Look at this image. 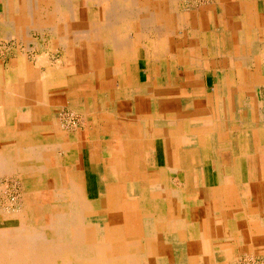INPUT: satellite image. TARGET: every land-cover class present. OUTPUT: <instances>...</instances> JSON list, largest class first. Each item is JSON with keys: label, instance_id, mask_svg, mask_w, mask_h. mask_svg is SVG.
<instances>
[{"label": "bare ground", "instance_id": "6f19581e", "mask_svg": "<svg viewBox=\"0 0 264 264\" xmlns=\"http://www.w3.org/2000/svg\"><path fill=\"white\" fill-rule=\"evenodd\" d=\"M92 1L106 6L89 27L84 2ZM2 2L17 14L0 11V41L16 46L7 67L0 58V178L20 177L27 218L17 217L33 225L0 214V264H168L165 232L188 241L187 253L202 255L205 246L226 252L231 240L263 235L264 173L249 164L264 151V93L254 91L264 88V17L258 19L262 65L252 67V0L211 6L216 16L233 15L224 22L241 32L233 39L241 52L223 64L211 19L181 17L176 0ZM132 19L140 21L136 38L127 34ZM34 32L52 49L61 47V57L52 61ZM145 35L149 45L141 44ZM141 46L149 60L165 57L169 70L183 66L178 75L185 80L176 83L170 72L162 84L150 77L145 87L134 85L125 62L141 56ZM106 53L115 59L111 66ZM207 64L223 77L214 86L215 104L202 109L195 99L203 95L198 80ZM74 80L81 82L76 89ZM51 81L65 82L75 97L76 112L87 120L82 131L71 133L63 114L54 118ZM142 95L155 111L136 109ZM94 156L98 169L84 171ZM205 165L216 172L210 184L200 176Z\"/></svg>", "mask_w": 264, "mask_h": 264}, {"label": "rangeland", "instance_id": "374dc122", "mask_svg": "<svg viewBox=\"0 0 264 264\" xmlns=\"http://www.w3.org/2000/svg\"><path fill=\"white\" fill-rule=\"evenodd\" d=\"M6 1H9V0H6ZM263 1L264 0H252V3H251V7L253 10L251 12L252 13L251 16L253 18H250V20H252V24L253 23L254 24L251 25V27L249 28L250 29V31H249L250 37L249 38L251 40V46H252L251 50L249 49V51H250L249 62H250V60H251V62H253L252 67H254V65H258V64H259L258 66H260V64L262 65L261 56L258 55L257 52H258V48H259L258 47L259 46V43H258L259 42V35L262 33L261 26L258 24V19H260L261 17H264V2ZM177 2H178V10L180 12L179 15L181 17H198L197 12H199V11L201 12L202 10L205 12L208 9V7H211L216 2V0H177ZM85 4L86 3L84 2V6L89 9L87 13L88 14L91 13L94 15V17H91V18L90 17H84V20H83L84 23L83 24H87L90 27L92 24H94L100 20H98L99 17L95 16L96 15L95 3L92 1L89 3L87 2L86 5ZM3 6L4 5H3V2L1 0L0 11L3 15H5L6 17H16L17 12L14 13L13 11H11L7 7V5L5 6V9L3 8ZM185 12H187V13H185ZM205 14H207V13L205 12ZM224 17H226V18L227 17H233V15H229V14L224 15V16L223 15H217V19L213 18V17H207V19L210 18L211 19L210 21H212L210 23L209 27H208V25H207V27L210 28L211 34H213L217 38V41H218L217 46H218V50L221 53L220 60H221L222 64L225 63L228 59H231V57L234 56L235 54L239 55V52H241L240 51L241 46L235 44V41L233 40L234 37H238L241 33L238 30L239 29L237 27L238 24L233 23V25H232V22L230 21L231 24L228 26V24H226L224 22L225 21ZM78 22H79V19H78ZM78 22L76 24H74L75 28L79 27L78 24H80V23H78ZM215 22H217V23L215 24ZM127 25H128L127 34H129L132 38H136L135 36H137V35L135 34V32L141 31L139 21L129 20L127 22ZM242 25H244V24H242ZM226 34L229 36H227ZM0 36H1V25H0ZM34 36L37 38L38 41H41L42 48L44 50L51 51L50 54H51L52 61L57 60L61 57L62 51H63V49L61 47L56 46L52 49V45H49L48 39L47 40L44 39L43 36L39 32L38 33L34 32ZM164 37L167 39V35L165 33L161 35V39H162V40L160 39L161 42H164L163 41ZM94 40L97 41V39H94ZM11 41L12 40H10L8 42H4V40L0 41V47L2 48V49L0 48V58H3L4 65L6 67L9 65V63L12 60L11 53L14 54V56H15L14 52L16 51L15 50L16 46L13 45ZM142 42L149 45L151 43V38L148 35H145L143 37ZM166 45L167 44L164 43V45L159 46V47L163 49V48H165ZM12 46H14V47L12 48ZM100 49L103 50L104 52H106L107 47L105 44L102 43ZM34 52L35 51L31 52L30 55L34 54ZM30 57H32V56H30ZM104 57L106 59V65L111 66L112 62H111L110 57L107 55V53L104 54ZM161 61L163 64L162 65L163 68H166L167 67V65H166L167 59H165V57H163ZM136 62H137V60H136ZM133 64L134 63L128 65L127 69L129 71V75H130V73L132 74V76L130 75L131 76L130 78H132L131 79L132 82H135V81L138 82V81H140L141 78L144 79L145 75L142 76V73H140L139 70L137 68H135V67H137V65L135 66ZM81 65H82L81 62H79L77 60V57H76L75 58V67H76L75 70L79 71V72L83 71L84 68ZM208 65L209 64H207V66ZM205 71H206V73H205ZM205 71H204V77L203 78H204V81L206 80L204 83H207V85L203 86L204 84L202 83V86H200L202 88V90L200 88V91L203 92V91H205V89H207L205 93L209 98L208 99L203 98V99L197 100V102H196V105L201 106L202 109L209 107L210 104L211 105L215 104L214 86H215V83L218 82L221 77H223V72L220 68L217 69V71L213 70L212 68L211 69L206 68ZM14 76H15V74H14ZM159 78L161 80L162 77H159ZM203 78L201 80L202 82H203ZM58 81L57 82L51 81V83H50L49 100L51 103V108H52L53 114L55 116L54 118L61 119V115L63 114L62 115L63 118L61 120L65 124V127L67 129L71 130V133H73V132L78 133L79 131H82V129L86 128L87 120L85 119V117L81 113L76 112V107H77V110H79V108H80V107H78L79 104H78V102L73 101L75 99V97L70 96L68 94V92L64 89L65 82H63V81L58 82ZM254 83H258V82H254ZM77 84H81V82L79 80L78 81L74 80V81H72V84L70 86L74 87L76 89V87H78V86H76ZM112 84H114V83H112ZM262 90H263V92H262ZM254 91H255V94L257 93L256 95L261 96V93H264V88H261L260 85H257V88ZM205 99H206V101H205ZM148 101L151 102L150 99L148 100V99H146L145 96H142L141 100L137 101L138 105H142V106H138L137 110L141 111V110L145 109L146 112L147 111H155L157 106L154 105V102L149 105ZM70 102L72 104H70ZM139 108H141V110ZM156 112H158V110ZM82 121H83V124H82ZM62 130H65V129H62ZM140 153H141V155H144L143 152H140ZM57 154H58L59 158L61 155L65 158L64 154H62V151L58 152ZM91 160L93 162V165L84 166V171L89 170V168H91V167H93L95 171H96V169H98L97 165H96L95 156ZM101 167L102 166H100L99 168H101ZM249 167L252 169V171L254 168L255 170L258 171V173H260V174H261V172L264 173V151L260 153L257 161L251 162L249 164ZM210 169H212V170H210ZM213 169H214V167L212 165H205L201 169L202 173H200V176H201V178L204 177L207 184L212 183L214 180L213 176H214V174H216V172ZM16 174L17 173H12L10 176L5 175V176L0 178V186H1L0 187V193H1L0 194V208L3 209V210H0V214L3 215V213L6 212V213H8L9 216L6 213H4V214L7 215L8 221L10 220L14 223V220H15V222H17L19 220L22 223V221H24V218L17 217V216H18V214L22 213L23 215H25V218H27V215H26L27 214V206H25V200H24L25 194L23 192L25 185L24 184H23L24 186L22 185V180ZM94 182L99 187V185H100L99 179L95 178ZM30 215H31V213L28 214V216H30ZM261 215H262L261 222H262V225H264V214H261ZM22 224L23 225L28 224L30 227L33 225V223H31V222L27 223L26 220ZM251 227L253 228V224L249 223V229ZM261 230H262L261 233H263L262 236H257V234H255V235L253 234L247 240H242L241 242H238V244L233 243L234 240H231L228 247H227L228 250L226 252H223L221 249H218V248H213L211 246H205L204 249L206 251V254H204V255H202V254H190L191 252L187 253V251H186L187 246L186 245H187L188 241H185V240L182 241V239L178 240V238H174V236L171 233L165 232L163 234L162 240L166 241V244L165 243L164 244L166 245V257L168 258V264H234L235 261H236L235 264L236 263L237 264H264V226H262ZM252 231H253V229H252ZM254 232H256V231H254ZM228 242H229V239H228ZM188 249H190V248H188ZM180 251H182V252L185 251L188 255L181 254Z\"/></svg>", "mask_w": 264, "mask_h": 264}, {"label": "crops", "instance_id": "0c3cea01", "mask_svg": "<svg viewBox=\"0 0 264 264\" xmlns=\"http://www.w3.org/2000/svg\"><path fill=\"white\" fill-rule=\"evenodd\" d=\"M127 2V1H126ZM106 2H104V4L102 5L103 7H101L100 5H97L96 4V17H100V11H102L103 9H104V6H106V4H105ZM174 5H176V8H177V10H178V2H177V0H176V3L174 4ZM127 6V8L130 6V4H125V5H123V7H126ZM121 7V6H120ZM126 8V9H127ZM167 8V7H166ZM210 10H211V7H208V9L205 11L207 14H205V12L202 10L201 12L199 11V12H197V16L198 17H217L216 16V13H214L213 11L212 12H210ZM98 12V13H97ZM104 13H105V10H104ZM178 13L180 14V12H179V10H178ZM103 15V14H102ZM207 15V16H206ZM104 16L105 17H107V14L105 13L104 14ZM87 17H94V15L93 14H88L87 15ZM133 20H137V19H132L131 21H133ZM138 21V20H137ZM139 23H140V21H139ZM133 29V28H132ZM136 32H138V31H136ZM135 32V33H136ZM130 36V35H129ZM131 37V36H130ZM141 44H144V45H146L145 43H143V42H141ZM107 47V46H106ZM107 48H109V47H107ZM145 50V48L143 47V46H141V50H140V52H141V56H138V58L137 59H135L134 61H131V62H125V67L127 68V66L128 65H130V64H132V63H134L133 65H137V67H135V68H137L138 70H139V72L140 73H142V76H144L145 75V77H144V79H140V82L138 81V82H136V83H138L137 85H139V87L140 86H142V87H145L146 86V84L150 81L149 80V78L151 77V78H154L155 80H156V82H158V83H163V81H165V80H169V76H170V72H172L171 73V75H173V77L175 78L174 80H175V82L176 83H179V82H182V81H184L185 80V77H183L184 75L183 74H181V75H178V72L179 71H185V69H184V67L183 66H181V67H179L178 66V64L176 65V66H172L170 69L171 70H169V68H168V64H167V62H166V65H167V67L166 68H163V64H162V61L160 62V61H152V60H149L147 57H146V51H144ZM143 52H144V54H143ZM114 59V58H113ZM113 59H111V62L113 63ZM136 60H138V62H136ZM114 61H115V59H114ZM136 62V63H135ZM139 63V64H138ZM114 64V63H113ZM155 66V67H154ZM130 67V66H129ZM158 67H160V69L158 68ZM206 68H212V67H210V66H208V67H206V66H202V69L200 70V72H202V74L200 75V79L198 80V83H199V85L200 86H202V83L204 84L203 86H206L207 85V83H204L205 81H204V71H205V69ZM165 69V70H164ZM213 69V68H212ZM160 70V71H159ZM163 70V71H162ZM214 70V69H213ZM176 73V76H175V74H173V73ZM161 74V75H160ZM130 75L132 76V74L130 73ZM169 75V76H168ZM159 77H162L161 78V80H160V78ZM177 77V78H176ZM202 78H203V82L201 81L202 80ZM147 80V81H146ZM116 82V81H115ZM135 82H133L134 83V85H136V83ZM114 83V82H113ZM114 84H117V82L116 83H114ZM201 88V87H200ZM206 88V87H205ZM201 90H202V88H201ZM201 92V91H200ZM203 93V95L201 94V97H199V98H196L195 99V101L197 102V100H200V99H203V98H206V99H208L209 97L206 95V93H205V91H203L202 92ZM205 93V94H204ZM142 96H144V95H142ZM142 96H139V97H137L135 100H134V102L135 103H137V101L138 100H141V98H142ZM145 97H146V99H150L148 96H146L145 95ZM139 98V99H138ZM151 100V99H150ZM138 104V103H137ZM139 106H142V105H139ZM201 107V106H200ZM136 109H138V105L136 106ZM140 110H141V108H139ZM137 111V110H136ZM143 112H146V111H143ZM147 113V112H146Z\"/></svg>", "mask_w": 264, "mask_h": 264}]
</instances>
